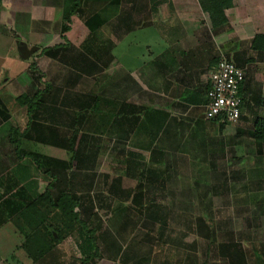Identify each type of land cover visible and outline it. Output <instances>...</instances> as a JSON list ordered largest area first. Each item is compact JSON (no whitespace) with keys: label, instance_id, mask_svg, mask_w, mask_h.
<instances>
[{"label":"rangeland","instance_id":"obj_1","mask_svg":"<svg viewBox=\"0 0 264 264\" xmlns=\"http://www.w3.org/2000/svg\"><path fill=\"white\" fill-rule=\"evenodd\" d=\"M122 1L125 0H78L79 5L74 7L73 0H0V111H3L6 117L0 126V139H8L9 158L15 155L14 152L21 154L23 151H32L39 155L53 156L55 159H68L63 149L50 145L44 147L40 143L15 135V128L21 131L27 120L24 109H21L16 101V96L21 93H33L48 85L50 89L44 93L43 98H46V101L55 100L59 109H62L64 126L60 128V134L63 136L65 131L73 130L70 118L77 115L78 108L72 102L82 95L100 89L103 81L110 79L111 82L113 73L118 76L117 57L119 52L122 54L123 49H117V45L114 49L108 24L117 12H113V9L118 10V2L123 4ZM139 1L144 3L148 0H133V3ZM95 12L107 23V29L100 31L97 37L96 33H91L84 25V20ZM64 26L67 29L62 28ZM122 40L124 41H121L120 47L127 46V42H135L134 37L127 35ZM24 45L28 49L37 46L38 50L27 59H21L19 51ZM57 45L72 48H69L70 52H63L64 56L57 60L40 52L42 48ZM79 51L93 60L96 68L88 69L72 63L70 56H76ZM247 71V81L259 91L260 98L264 101V65L252 66ZM100 91L111 97L120 92L113 90L111 84L106 85L104 91ZM144 93H137L139 102L148 101L149 98L145 95L148 92ZM67 100L68 103L63 105ZM253 108L256 113L258 111L257 115L264 117V103ZM241 112L244 117L253 119L247 110L241 109ZM175 126V129L179 128ZM193 127H196V130ZM193 127L185 131L181 145L175 151L168 152L165 157V163L172 167L173 174L167 184L168 188L162 192L156 191L155 194L156 200L162 203L167 212L166 225L160 236L157 223L148 222L145 216L137 215L133 211L127 212L124 218L121 211H118L120 204L106 193L102 175L109 176L107 182L112 177H121V185L125 189L133 188L136 181L124 172V162L116 157L112 139L101 136V140L96 144L100 153L93 168L94 180L89 190L91 206L102 222V232L110 230L116 235L119 234L118 240L124 247L134 244L130 257L138 251L139 255H150V264H189L187 261L181 262L185 259V252L189 251L184 250L181 245L192 244L198 239L195 235L196 217H203L211 224L220 240H235L256 228L257 232L258 229H264V214L257 207L260 204L261 208L264 207L262 164L260 160L255 162L257 160L253 155L254 144L248 132L235 135L237 128L248 130L249 125L241 120L222 129L209 128L206 124L202 148H199L197 141L200 138L199 126ZM181 128L177 131L180 135ZM78 129H82L81 126ZM192 132L196 137L195 140L192 137L190 139L195 142L187 140ZM31 133L34 134L33 131ZM10 138L18 139L19 145L16 149L15 143L9 141ZM47 138L48 141L51 140L49 134ZM166 138L167 141L160 147H174L170 137ZM142 156L144 161L150 157L148 152ZM24 162L35 167L28 157L24 158ZM44 168L43 166L42 169ZM72 170L74 171L70 168L66 170L67 177H71ZM38 175L39 190L42 192L50 182V177L40 169ZM260 182L262 184H259ZM258 186H262L261 190ZM76 187L82 188V185L77 184ZM87 200L89 201L86 198L85 202ZM124 220L126 223L122 226ZM258 234L259 237L264 236L261 232ZM259 241L264 248V238ZM202 246V243H198L197 251L200 257ZM57 248L65 257L70 252L79 256L70 237L62 240ZM100 248L103 256L101 260L95 261L96 264H120L119 259L108 258V252L102 244ZM225 263L218 260L212 264Z\"/></svg>","mask_w":264,"mask_h":264},{"label":"trees","instance_id":"obj_2","mask_svg":"<svg viewBox=\"0 0 264 264\" xmlns=\"http://www.w3.org/2000/svg\"><path fill=\"white\" fill-rule=\"evenodd\" d=\"M77 1L73 0L74 7L79 5ZM228 2L229 0H201L202 11L207 14L214 34L229 29L224 15ZM64 19L68 20V18ZM123 19L126 20L125 17ZM124 20L120 21L117 28L127 31L129 27ZM84 25L91 33H96L95 37L100 31L107 29V23L96 12L84 20ZM108 25L109 32H111L112 26L110 23ZM62 28L67 29L65 26ZM92 36L93 34L90 37ZM69 48L72 47L65 48L57 45L42 48L40 52L57 60L60 56L61 58L64 56L63 52H70ZM251 48L256 51L264 49V34L253 37ZM70 58L72 63L88 69L97 66L93 60L88 59L87 55L80 51ZM239 61V57L236 56L235 62ZM111 82L110 79L103 81L100 89L82 95L72 102L81 113L78 112L76 118H70V126L73 130L65 131L63 136L60 134V128L64 126L62 109H59L55 100L46 101V98H43L44 93L50 89L48 85H44L42 89L38 88L33 93H21L16 96V101L20 108L24 109L27 120L24 129L19 131L15 128V133H17L15 135L35 141L37 144L40 143L44 147L56 146L66 151L68 155V159L64 160L39 155L32 151H23L19 154L30 158L38 169L50 177V182L44 191L25 206L24 225L29 232L24 236L23 258H30L33 264H96L95 261L101 260L103 256L100 244L108 252V258L119 259L120 264H150L151 262L150 255H139L138 251L130 257L134 244L124 247L118 240L119 234L116 235L110 230L103 232L101 230L102 222L91 206L89 195L94 180L93 168L97 155L100 153L96 144L101 140V136L112 139L115 135L114 148L118 149L116 157L124 162V172L130 176L129 178L134 179L136 184L133 188L125 189L122 188L121 177H112L107 182L109 176L102 175L105 191L118 200L120 204L118 211H121L124 218L125 214L130 211L143 215L148 222L157 223L160 236L166 225L167 212L161 205L162 203L156 200L155 194H157L156 191L162 192L168 188L167 184L173 170L169 163H165V157L168 152L175 151L181 145V139L185 137L186 130L181 128L183 130L181 135L177 134L180 128L175 129V118L168 112L127 103L125 100H120V95L117 98L106 96L100 90L104 91V87L109 84L112 87ZM245 87L246 82L244 81L239 88L241 109L247 110L253 119L244 117L241 112L237 121L241 120L249 127L248 130L237 128L235 135L248 132L254 144L253 155L257 160L255 162L258 163L260 160L264 171V117L257 115L258 111L256 113L253 110L254 106L258 107L264 101L260 98L259 91H256L253 86L249 87L247 93L244 94ZM67 103L68 100L63 105ZM0 114L3 115V119L6 118L3 111H0ZM206 124L209 128L222 129L230 123H221L219 117H216L208 120ZM79 126L82 129H78ZM193 128L196 130V127ZM205 128V125H202L198 129L200 131V138L197 140L199 148L204 146ZM47 134L50 135V141H48ZM166 137H170L171 143L175 144L174 147H160L163 142L167 141ZM190 137L195 140L194 132L187 140L195 142ZM9 141L15 143V148L19 145L17 138H10ZM127 141L131 147L147 151L150 155L149 159L143 161L141 154L127 152L123 147ZM159 155L161 157H158ZM43 166L44 169H42ZM68 168L74 169L70 173V178L66 173ZM77 184H81L82 188H77ZM258 188L261 190L262 186ZM86 198L89 201L85 202ZM257 207L264 214V207L261 208V204ZM196 219L195 235L198 239L192 244L181 245L184 250L189 249L187 252L184 251L185 259L181 262L212 264L222 260L226 262L225 264H264V248L259 241L264 236L259 237L258 234L261 232L264 235L263 228L258 229V232L257 228L254 229L251 232L252 235L247 232L242 237L226 241L218 238L217 231L203 217H196ZM125 223L124 220L122 226ZM66 237L72 238L79 256H74L70 252L68 257H65L63 252L57 248V245ZM198 243L203 244L201 257L197 251Z\"/></svg>","mask_w":264,"mask_h":264},{"label":"crops","instance_id":"obj_3","mask_svg":"<svg viewBox=\"0 0 264 264\" xmlns=\"http://www.w3.org/2000/svg\"><path fill=\"white\" fill-rule=\"evenodd\" d=\"M117 6L110 21V40L114 49L117 45L123 52L118 53V76L113 73L111 82L113 90L120 92L112 97L120 95L127 103L168 112L183 130L206 125L205 91L221 55L243 70L244 94L251 87L247 69L264 65V49L251 48L253 37L264 34V0H229L224 10L229 29L218 34L212 32L201 0H125ZM121 20L126 21L127 31L117 28ZM126 35L135 42L120 47ZM139 92H148L144 93L147 102L138 101ZM2 120L0 116V126ZM7 140L0 139V264H33L23 258L24 236L29 232L24 217L25 206L41 193L39 169L16 152L9 158ZM112 141L115 147V135ZM123 147L127 152L147 153L131 147L129 141Z\"/></svg>","mask_w":264,"mask_h":264},{"label":"built area","instance_id":"obj_4","mask_svg":"<svg viewBox=\"0 0 264 264\" xmlns=\"http://www.w3.org/2000/svg\"><path fill=\"white\" fill-rule=\"evenodd\" d=\"M244 80L243 70L221 55L210 73L205 91V120L219 117L221 123L237 122L242 103L239 88Z\"/></svg>","mask_w":264,"mask_h":264},{"label":"water","instance_id":"obj_5","mask_svg":"<svg viewBox=\"0 0 264 264\" xmlns=\"http://www.w3.org/2000/svg\"><path fill=\"white\" fill-rule=\"evenodd\" d=\"M38 50L37 46H33L30 49H28L25 45L20 47V58L21 59H27L32 53Z\"/></svg>","mask_w":264,"mask_h":264}]
</instances>
